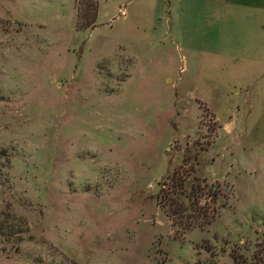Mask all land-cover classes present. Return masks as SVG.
<instances>
[{"label":"rangeland","instance_id":"374dc122","mask_svg":"<svg viewBox=\"0 0 264 264\" xmlns=\"http://www.w3.org/2000/svg\"><path fill=\"white\" fill-rule=\"evenodd\" d=\"M149 1L0 0V264L250 259L264 0L257 18L247 0ZM188 183L210 224L173 219L163 196Z\"/></svg>","mask_w":264,"mask_h":264},{"label":"trees","instance_id":"16d2710c","mask_svg":"<svg viewBox=\"0 0 264 264\" xmlns=\"http://www.w3.org/2000/svg\"><path fill=\"white\" fill-rule=\"evenodd\" d=\"M95 21H96V8H95V15L93 16V20H92V26L93 24L95 25ZM183 182H181L182 184ZM181 184L179 183L177 185V187L179 188V190H181ZM194 187L193 185H191L190 183H188V190L189 193L188 195H182L180 193H174L172 192L171 196L167 194H165V196H163V198L168 199V201H170L169 203V208L172 209V217L173 219L177 218V219H183L184 222L181 224L182 227H187L188 228V220H192V223H196L195 227H201V225H208L212 222V216H207V212L205 210H203L202 208H197V207H193L194 203L191 199L194 200ZM183 196L185 199L188 200V207H183L182 202L179 200V196ZM191 212L192 214L188 215V216H184L185 212ZM194 214V216H193ZM188 221V222H187ZM180 225V224H178ZM230 260H231V264H264V229L261 232L260 235V240L258 243L255 244L254 246V251L252 253V255L250 256V259L247 261L241 254H239L237 251H232L229 254Z\"/></svg>","mask_w":264,"mask_h":264},{"label":"crops","instance_id":"0c3cea01","mask_svg":"<svg viewBox=\"0 0 264 264\" xmlns=\"http://www.w3.org/2000/svg\"><path fill=\"white\" fill-rule=\"evenodd\" d=\"M260 1L261 0H247L246 3H245L246 5H249L248 7L250 8L251 12L253 13L254 18H257V16H256L257 11L261 10V5L259 6L257 4V2H260ZM98 3H99V0H98ZM148 4L150 5V8H152L153 6L155 7L157 2H156V0H150ZM123 16L125 18L127 16V13L125 15H123ZM97 17H98V12H97L96 21H95V25L96 26H97V23H96L97 22ZM157 18H159V16Z\"/></svg>","mask_w":264,"mask_h":264}]
</instances>
